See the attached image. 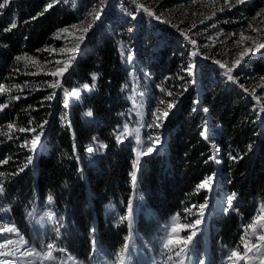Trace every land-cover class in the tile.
Listing matches in <instances>:
<instances>
[{
    "label": "trees",
    "instance_id": "1",
    "mask_svg": "<svg viewBox=\"0 0 264 264\" xmlns=\"http://www.w3.org/2000/svg\"><path fill=\"white\" fill-rule=\"evenodd\" d=\"M9 2L0 9V218L36 248L49 237L78 264H161L162 232L200 213L177 264H223L264 207V112L253 99L264 49L234 67L219 63L230 62L219 42L244 29L248 11L217 13L205 34L220 32L218 41L197 48L190 66L175 28L111 0L113 22L90 32L58 79L57 33L78 14L65 0ZM121 11L128 23L117 21ZM145 138L151 153H142ZM48 209L52 223L42 221Z\"/></svg>",
    "mask_w": 264,
    "mask_h": 264
},
{
    "label": "rangeland",
    "instance_id": "2",
    "mask_svg": "<svg viewBox=\"0 0 264 264\" xmlns=\"http://www.w3.org/2000/svg\"><path fill=\"white\" fill-rule=\"evenodd\" d=\"M65 1L78 14L79 19L75 24L57 33V38L62 42L58 51L62 55V58L59 61L55 58L52 59V69L56 72L58 79L76 56L81 44L90 32L98 25L112 23L115 18H111L112 12L108 13V15L104 12L111 0ZM131 2H135L138 9H141L148 18H154L157 22L167 23L175 28L177 33L186 40L189 48H191L187 52L190 66L196 62L197 48L208 47L207 41H210V43L214 40L218 41L220 32H216L214 35L205 34L207 28L211 27V23H216L214 22L215 15L224 10H233L232 8L235 7L240 8L239 11H248L240 21L244 23L242 25L244 29L238 33H230L219 42L222 45L220 47L227 48L228 51L224 55H227L230 59L229 64L225 60H220V65H223L225 68L234 67L238 64L237 61L242 64L243 59H251L259 50L264 49V47H261V45H264V0L258 2L244 0L243 3L239 2V0H131ZM118 5V8H121L122 2H119ZM130 13L128 11H121V14L116 18L117 21L128 23L127 21L131 17ZM65 29L67 31H64ZM205 39L209 40L205 41ZM135 72L134 63L131 61L130 73L133 76ZM260 81V90H258L259 88L257 89L256 94L253 95V99L264 112V77ZM121 132L124 134L125 130ZM144 134H147V127L144 129ZM146 141L145 138L144 151L142 153L146 152ZM136 152L138 156V149ZM0 210H4L3 203H0ZM261 211L262 216L264 215V207L261 208ZM42 216V221L45 223L55 221L51 209L44 211ZM197 219L200 220V224L198 225L195 223ZM255 221L256 219L249 224H255ZM203 224L204 217L200 213H198V216L185 217V219L177 218L171 222L160 235L161 247L158 249L157 255H161L159 257L161 264H177V259L182 258L186 249L188 250L189 248V244L183 246L176 245L175 243L169 244L170 240L175 242L176 240L186 238L192 232L197 233ZM10 229L11 231H9ZM261 235H264V229H261L259 224H255V231L247 226L242 233L241 246L235 250L244 259L237 260L231 256V252L223 264H264V241L259 239ZM33 237L37 236L34 234ZM43 238L44 234H41L40 240ZM45 244V247L36 248L18 231L11 218L7 216L0 218V264H78L75 262L73 256L69 255L64 249L58 250L54 246L49 249L47 245H53L49 237L45 241ZM165 244H168V248H165ZM181 248H183V251H181ZM177 252H180L179 256L176 255ZM110 256L117 258L118 255L110 253ZM162 259L168 261L163 262ZM197 263L201 264L200 258H198Z\"/></svg>",
    "mask_w": 264,
    "mask_h": 264
},
{
    "label": "snow or ice",
    "instance_id": "3",
    "mask_svg": "<svg viewBox=\"0 0 264 264\" xmlns=\"http://www.w3.org/2000/svg\"><path fill=\"white\" fill-rule=\"evenodd\" d=\"M239 2L243 3L244 0H239ZM7 4H8V0H0V9L5 8V7L7 6ZM49 7H51V4L49 5ZM46 10H47V9H45V11H46ZM13 26H15V25H13ZM64 31H67V29H65ZM261 47H264V45H261ZM237 63H239V61H237ZM221 67H223V65H221ZM228 71L231 72V69H228ZM92 79H93V81H95L96 76L93 75ZM228 79H229V80H232L233 77H232L231 75H228ZM53 86H55V85H53ZM88 87H89V86H88L87 84L84 85V88H85V89H87ZM93 87H94V85H93ZM50 98H51V97H49V99H50ZM161 103H163V101H161ZM171 107H172V105L169 104V105H168V108H171ZM204 111H207V109H204ZM86 115L89 116V117H91V116H92V112H91V111H88V112L86 113ZM163 115H164L165 117H167V116H168V112L165 111V112L163 113ZM42 128H43V126L41 125V133L37 134V135L34 137V139H33V141H32L33 144H36V143L39 141V139H40V135L42 134ZM20 130H21V131H24L23 128L20 129ZM93 139L95 140V138H93ZM118 139H119V137H118ZM99 147H104V145H99ZM152 151H153V148H152V147H148V148H147V152H146L145 154H147V153H151ZM87 152H88V153H92V152H93V147H92V146H89V147L87 148ZM231 159L236 160L237 157H236V156H232ZM31 162H32V157L29 156V157H28V163H31ZM134 167H135V165H134ZM20 170L22 171L23 169H20ZM0 175H2V173H0ZM131 179H132L133 184H135L136 181H137V176H136V173H135V172H133V173L131 174ZM211 179H212V178L209 177L208 180H205L203 183L199 184V185H198V188H204V187L207 185L208 181L211 180ZM2 184H3V182L0 181V194H2L3 191H4V188H3ZM49 199H51V198L49 197ZM228 204H229V206H231V204H232V198H231V197H229V199H228ZM203 207H204V206L201 205V209H203ZM128 210H129V216H130L131 213H132L131 202H129ZM262 221H264V215H262V216H257L256 221H255V224H259V227H260L261 229H264V223H262ZM195 223H196L197 225L200 224V220L197 219ZM255 224H249L248 227L252 228L253 231H255ZM9 231H11V229H10ZM195 234H196L195 232H192V233H191L190 235H188L186 238L176 240L175 242H173V241L170 240V241H169V244L175 243L176 245H179V246L187 245V244H189V242L193 239V236H195ZM259 239H260L261 241H264V235H261V236L259 237ZM92 243H93V246H95V239H94V238H93ZM47 247H48L49 249H51V248L53 247V245H52V244H48ZM126 247H127V246H126ZM246 247H247V246H246ZM165 248H168V244H165ZM181 251H183V248H181ZM176 255L179 256V255H180V252H177ZM231 256H232V257H235L237 260L244 259V257L241 256V254H240L239 252H237V251H233V252L231 253ZM201 264H203V262H201Z\"/></svg>",
    "mask_w": 264,
    "mask_h": 264
},
{
    "label": "water",
    "instance_id": "4",
    "mask_svg": "<svg viewBox=\"0 0 264 264\" xmlns=\"http://www.w3.org/2000/svg\"><path fill=\"white\" fill-rule=\"evenodd\" d=\"M131 237H133V232L131 233Z\"/></svg>",
    "mask_w": 264,
    "mask_h": 264
}]
</instances>
